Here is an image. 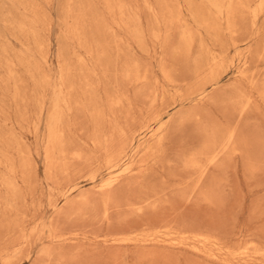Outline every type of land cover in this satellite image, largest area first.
<instances>
[{
	"label": "rangeland",
	"instance_id": "obj_1",
	"mask_svg": "<svg viewBox=\"0 0 264 264\" xmlns=\"http://www.w3.org/2000/svg\"><path fill=\"white\" fill-rule=\"evenodd\" d=\"M238 2L231 28L237 49L214 72L219 80L204 99L185 100L206 56L222 54L203 21L213 19L222 42H229L225 22L208 1L0 0V247L5 230H23L11 236L22 241L35 232L16 264H264V253L246 260L230 254L250 242L264 250V21L252 27L246 0ZM244 95L252 96L248 105ZM116 96L123 111L129 105L136 114L166 108L169 142L163 156L105 193L99 191L108 178L104 169L89 180L95 159L104 157L93 149L89 113ZM58 104L64 135L54 152L50 117ZM228 124L236 130L237 151L213 167L204 184L208 189L220 179L219 190L213 187L216 194L208 199L204 193L186 197L188 190L176 183L191 174L188 157L206 135L220 134ZM152 142L136 143L144 148ZM152 192L157 195L142 201ZM161 225L171 233L153 235ZM184 231L220 241L206 251L182 239Z\"/></svg>",
	"mask_w": 264,
	"mask_h": 264
},
{
	"label": "bare ground",
	"instance_id": "obj_2",
	"mask_svg": "<svg viewBox=\"0 0 264 264\" xmlns=\"http://www.w3.org/2000/svg\"><path fill=\"white\" fill-rule=\"evenodd\" d=\"M205 1L206 2L208 1L209 6L212 9H214L215 14L217 15V19L223 20L225 22L226 28L230 32L229 42L228 43L222 42V38L219 35L218 29L216 27V23L213 21V19H211V20L205 19L204 21L202 20L203 23L205 24L204 25L205 29H210L212 32L214 31V35H215L214 40H215L216 44L221 46L222 54L220 55V54L210 53L208 56H206L207 60H206L205 65H203L202 67H200L198 69L193 80L190 83H188V87L186 88V91H185L186 93L184 96L185 100H189L193 97H197L199 100L204 99L207 89L216 85V83L219 80V78L216 75H214V72L223 68V62H224L225 58L227 57V55L230 54V52L232 50L237 49L238 43H239L238 38L234 35V31L231 29L233 26L232 19L235 16V12H237V10L235 11L234 7H233V1L234 0H205ZM238 1H241V0H237V3H239ZM242 6H244V5H242ZM235 7H236V5H235ZM238 7L240 8L241 6L239 5V6H237V8ZM242 8L243 7H241V9ZM246 9H247L248 14L250 15V18H251L252 27L257 24V22L260 18H263V21H264V0H246ZM241 13L242 12H239V15ZM241 15H240V18H241ZM244 15L242 17H244ZM257 34H258V29H255L254 32L249 37L245 38L243 41H245L246 44H248L253 39V37L256 36ZM184 40L186 41L187 45L190 44L191 39H190L188 33L187 34L185 33ZM263 50H264V48H263ZM208 53H209V51H208ZM260 53H262V52H260ZM258 56H259V54H258ZM239 57H240V61H244L243 62V65H244L246 63L245 61L247 59L246 48L244 49V52L240 53ZM258 58H260V57H258ZM60 81H61V79H60ZM61 84H63V83H61ZM250 84H251V89L256 88L255 83H253L252 79H250ZM110 89L111 88H109V91H110ZM90 90L92 92L91 87H89V91ZM244 98H246L245 103H246V105H248V103H250V100L252 99V96L249 95V96H245ZM106 101L107 102H106L105 108H100V105H98V104L92 105L90 113H89L91 120H92V123H93V127H94V134H93L94 137H93V143H92L93 149H95V151H97V153L104 155V157L101 159L102 161H99L100 159H98V158L95 159L96 164L90 170L91 172L89 174V180L96 181L98 179V176H99V174H98L99 171L104 169L106 172L105 174L108 176V178H106L103 181V183L99 186V191L105 192V193L112 191L111 189L116 184H118L122 180L123 177H125L126 175L133 172L135 168L145 167L148 162L153 161L154 159L160 158L161 156H163V154L165 153V146L169 142V140H168L169 128H168L167 123L165 121H163L166 108H164L162 111L153 112L151 114L150 113L147 114V111L139 110V113L136 114L137 112H136L135 107L130 106V105L124 111L120 109V106H122V101H123L122 97L116 96L112 99L109 98ZM157 101H158V96H155L154 99L151 101L149 111H152V108L157 103ZM161 101H163V100H161ZM62 109L63 108L58 104V106H55V108L53 109V111L51 113L50 118L52 119L53 125H51L50 132H49V135H50L49 137H51V139H50L51 146L49 148V151H54V152L56 151V145L60 144V142L62 141V137L64 135L62 130H61L62 126L60 123L61 122L60 113H61ZM186 121H188V120H186ZM104 127H106V129ZM101 128H104L105 130L101 131ZM145 138L152 140L153 141L152 145L148 146V147L146 146L144 148H140V145L137 144L136 142L137 141L139 142L140 139H145ZM235 138H236V130H235V128L232 127V124H228L224 127L223 131L220 134H215V133L213 134L212 133V134L206 135V139L203 141L202 144H200L201 147L197 151L195 150L196 152H194V153L192 152V154H190V156L188 157L189 158L188 162L186 163V165H187L186 167L191 172L190 176H188L187 179L178 180L177 183L175 182L176 186H184L188 190L186 197L195 196L198 193H200V196L205 195V196H207L206 199H208L210 197V196L208 197V195L212 194V192H213V195H211L212 197L214 196V194H216L213 191V187H214V189H217V191H218L219 189L216 187L218 185L217 183L221 184L220 182H223V181H220V179H219V182L214 181L213 183H211V185L208 189H204L205 181L207 179L209 171L213 167L215 168L216 166H218L219 163L224 164L223 161L222 162H220V161L222 159L227 160L228 157L231 156L230 155L231 153H234V151L235 152L237 151V149L234 147ZM140 153H142V154H140ZM73 157L77 160L82 159V157L77 153H75L73 155ZM137 157H139V158L137 160H135ZM83 163H85V162H83ZM89 165L92 166L91 163ZM219 168H221V167H219ZM226 168H227V165H226ZM217 169H218V167H217ZM221 171L223 172L225 170L221 169ZM126 184H127V182H126ZM72 187H75V185L71 186V188H69L66 192H68V191L70 192L71 190H73L74 188H72ZM181 193H183V192L181 191ZM201 194H203V195H201ZM156 195H157V192H152V193L147 194V196L143 200L142 199H140V200L144 201L147 198V200L149 201V199H148L149 197L152 198ZM182 195L185 196V194H182ZM107 200L108 199H106V201ZM140 200H138V201H140ZM82 201H85V200H82ZM69 204H72V203L70 202ZM74 204H75V201H74ZM135 204H136V202L131 204V205L136 207ZM137 205H138V202H137ZM51 206L55 207L56 206L55 202L52 203ZM107 206H108V203H107V205L105 204V208H107ZM53 209H55V208H53ZM11 210H13V209H11ZM59 212H60V210H59ZM62 212H63V209H62ZM70 214H72V213H70ZM73 214H74V212H73ZM191 229H193V228H191ZM18 231L22 233L23 230L9 229V230H5L3 233L4 240H3V243L0 247V260H1L2 264H16L20 260L19 255L22 253L23 247H25L27 245H31V239L35 233L34 230L29 233L28 237H26V238L24 237L25 239H23V241L20 240V238H17L15 240L11 239L12 234L17 233ZM153 233H154L153 235H159L161 233L169 234V233H171V231H168V228H166L165 225H161ZM180 234H181V237L183 236L182 239L194 240V241L198 242L199 244L201 243L203 248L207 244L211 245V246H216L218 244V241H220V240L217 241L216 238L210 237V236L203 234V233H191L190 234V233L184 231V232H181ZM169 236L171 237V235H169ZM16 237H18V236H16ZM21 237H23V235ZM138 238H140V237L138 236ZM114 239L118 240L120 238L115 237ZM149 239H151V238L149 237ZM124 241H125V239H124ZM126 241H129V239H127ZM171 242L173 243L174 241H171ZM176 242L177 241H175V243ZM180 242L183 243L184 241L183 242L180 241ZM113 243H114V241H113ZM263 243H264V241H263ZM180 244H178V246ZM202 246H201V248H202ZM207 248H208V246H207ZM207 248H206V251H207ZM241 248L242 249H240V247H239L240 251H238V250L237 251H231L230 254L234 255V256L246 257L245 258V260H246L247 258L250 259V257L253 255H259V254L264 253V250L254 242H250V243H248L247 246L245 245ZM212 249H208L209 253H210V250L212 251ZM195 250L198 251V248L195 247ZM44 252H43V254H44ZM198 253H201V252H198ZM209 253H208V255H209ZM47 254H48V252H47ZM29 255H30V252L26 254V257L29 258ZM223 255H224L223 257L225 258L226 255L225 254H223ZM234 256H232V257L234 258ZM209 257H210V255H209ZM224 258H223V260H224ZM236 259H238V258H236ZM243 259L244 258H242V260ZM227 260H230V259L227 258ZM236 261L237 260H235V262ZM225 263H226V260H225ZM242 263H243V261H242ZM245 263H246V261H245ZM226 264H228V263H226Z\"/></svg>",
	"mask_w": 264,
	"mask_h": 264
}]
</instances>
